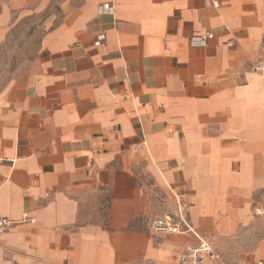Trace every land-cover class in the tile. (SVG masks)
I'll use <instances>...</instances> for the list:
<instances>
[{
    "label": "crops",
    "instance_id": "1",
    "mask_svg": "<svg viewBox=\"0 0 264 264\" xmlns=\"http://www.w3.org/2000/svg\"><path fill=\"white\" fill-rule=\"evenodd\" d=\"M46 11L0 89V264H174L197 238L232 262L264 223V0H0V43ZM177 194L193 234L152 233Z\"/></svg>",
    "mask_w": 264,
    "mask_h": 264
},
{
    "label": "rangeland",
    "instance_id": "2",
    "mask_svg": "<svg viewBox=\"0 0 264 264\" xmlns=\"http://www.w3.org/2000/svg\"><path fill=\"white\" fill-rule=\"evenodd\" d=\"M55 8L52 9L54 13ZM49 12L19 19L14 22L4 40L0 43V89L18 75L26 72L39 54L41 34L38 27L47 19ZM264 217L262 210L258 211ZM244 233V234H243ZM237 243L218 252L227 261L236 262L231 256H250L257 241L264 236V223L256 222L251 228L245 229ZM249 233V234H248ZM246 259H249V258Z\"/></svg>",
    "mask_w": 264,
    "mask_h": 264
},
{
    "label": "built area",
    "instance_id": "3",
    "mask_svg": "<svg viewBox=\"0 0 264 264\" xmlns=\"http://www.w3.org/2000/svg\"><path fill=\"white\" fill-rule=\"evenodd\" d=\"M217 6L216 3H213ZM112 8L109 4H103L100 8V13L111 14ZM104 35L101 34L96 37L95 46L98 47L104 41ZM212 38V34L207 33L204 36H195L191 38L190 44L193 47H202L206 41ZM259 71H263L262 65L258 66ZM176 212L174 214L164 215L156 218L151 223V231L154 234L163 235H179L182 233L193 234L192 228L186 221V202L182 195H175ZM23 221L27 222L29 219L26 215L23 216ZM12 223L6 218L0 217V237L7 232ZM197 245L188 247L183 250L177 257L174 264H206L212 262L214 264H236L232 262H225L221 256L215 251L211 244L201 238H197ZM244 264H264L263 260H256Z\"/></svg>",
    "mask_w": 264,
    "mask_h": 264
}]
</instances>
